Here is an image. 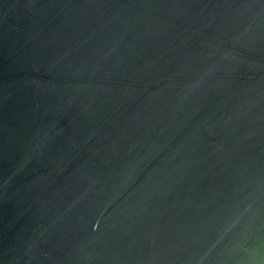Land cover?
Instances as JSON below:
<instances>
[{"label":"water","instance_id":"1","mask_svg":"<svg viewBox=\"0 0 264 264\" xmlns=\"http://www.w3.org/2000/svg\"><path fill=\"white\" fill-rule=\"evenodd\" d=\"M0 264H264V0H0Z\"/></svg>","mask_w":264,"mask_h":264}]
</instances>
